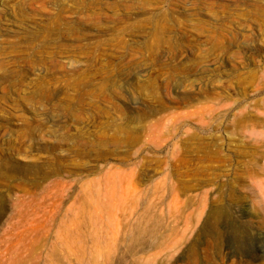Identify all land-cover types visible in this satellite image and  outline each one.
I'll return each instance as SVG.
<instances>
[{"label":"rangeland","instance_id":"rangeland-1","mask_svg":"<svg viewBox=\"0 0 264 264\" xmlns=\"http://www.w3.org/2000/svg\"><path fill=\"white\" fill-rule=\"evenodd\" d=\"M0 264H264V0H0Z\"/></svg>","mask_w":264,"mask_h":264}]
</instances>
